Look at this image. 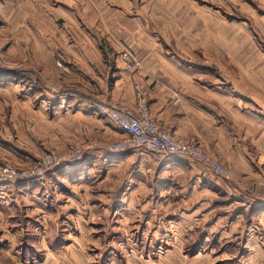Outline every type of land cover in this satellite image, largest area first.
Returning a JSON list of instances; mask_svg holds the SVG:
<instances>
[{
    "label": "rangeland",
    "instance_id": "obj_1",
    "mask_svg": "<svg viewBox=\"0 0 264 264\" xmlns=\"http://www.w3.org/2000/svg\"><path fill=\"white\" fill-rule=\"evenodd\" d=\"M36 1L39 2V0ZM43 1L55 7V9L50 8L45 11L47 14L51 12L54 16L59 14L61 21L59 29L61 34H64L61 37H64L65 40H74L70 31L75 29L77 40V36L83 39L86 35L92 40L95 38L97 42L100 40L105 43L106 37H111L110 35L113 34L111 25L115 21L125 19L127 20L125 22H128L134 19L135 22L138 21L139 26L142 27L141 30L146 34H149L148 29L150 33L156 34L158 46L168 49L172 53L185 50L191 53L196 60L189 63L212 66L215 73L209 76L210 80L250 84L251 87H246V91L254 96L264 98V87L259 89L255 85L259 82L264 83V0H194L197 4L199 2L206 4L203 6L204 8H207V5L210 6H208L210 9L203 11L209 12L208 15H204L206 19L220 20L221 42L219 48L218 43L212 44L214 45L213 50H217L219 54L215 57L214 55L210 56L209 58H214L208 60L197 58L207 50L196 43V40L193 41L195 43L189 44L180 42V27H167L165 26L166 21L163 19L153 18L154 11L149 9L151 0ZM152 1L162 7L166 6L163 4L164 2L173 3L175 15L182 13L181 6L189 5L191 7L193 4L191 0ZM156 11L161 13L156 14L157 16H163L162 9ZM191 13L190 11L189 16ZM119 15L122 16L119 17ZM70 19H76L75 28L72 23L68 22ZM46 25L48 26L45 23L44 26ZM14 29L18 30L13 36L15 42L6 43L7 51L4 43L0 41L2 50L0 67L19 70L21 65L18 52L25 46V42L21 41L20 43L18 39L26 33H20V28ZM23 29L26 31L29 28ZM45 30L51 31V28L45 27ZM32 34L35 35V28H33ZM233 34L236 39L235 45H232L233 39L230 38ZM60 42L62 41L60 40ZM93 51H95L94 47ZM209 51H211L210 48ZM125 53L131 56V67H128L124 60ZM121 56L125 68L133 71L134 59L131 52L124 50ZM137 83L143 84L139 81L134 83V108L102 100L99 96L93 99V106L95 103L103 102L136 112L137 90L135 86ZM18 88L5 95L7 97L5 103L3 94H0V212L6 210V205L2 201L5 197H7V212L11 213L29 212L33 204L31 203V206L27 203L29 199L27 196L35 198L39 195L48 199L57 193L56 200H65L64 194H67V191L64 189H66L65 186L70 185L67 184V181L61 182L63 185L60 189L55 187L52 182L45 188L44 184L40 182H44L53 166L79 163L87 152H100L106 154L107 158L130 151L144 152L141 153L143 155L153 153L155 157L143 160L144 165L149 164L146 168H151L150 171L143 169L142 173L141 170V176L149 175V172L152 174L154 168L152 165L156 164V168L157 163L165 159L189 162L188 159L181 156L149 152L142 147L132 146L125 135L115 132L114 125L108 117L100 113L106 119L107 124L105 119L102 124H99L94 120L95 118L93 121L77 120L76 118V122L72 120L74 117L69 120L68 117L63 119L58 116L51 119L50 111L46 107L39 108L35 102H23L17 98L19 97ZM146 90L148 101L149 90L147 87ZM161 125L170 128L173 132L171 126ZM123 142L128 143L126 146L128 150L120 154L109 155L111 147ZM77 150L82 152L81 160L78 162L67 160ZM208 153L213 156L210 152ZM213 157L226 171L225 175L220 178L227 177L226 181L230 183H226L227 186L223 187L226 190L221 188L222 192L218 187L216 192L211 187L203 185L205 176L213 178L215 181L218 175L211 171V173L208 171L204 173V170L195 164L198 162L193 160H190L192 164L182 161L183 169L180 170L168 169L169 167L166 166L164 168L168 170L160 173L156 170V175L159 173L168 179L170 173L176 174L175 176L178 178L179 174H182L180 181L185 186L181 190L171 186V191L166 194V198L162 197L163 195L160 198L151 197L152 193H156L153 179L137 181L135 191L130 195L127 192L131 191L132 186L127 189L125 188L126 181L123 182V187L122 183H117L122 176L126 180L136 155L131 154L127 157L130 159H119L118 171L116 169L109 171L110 175L105 182L99 183V175L94 171L92 176L88 175L87 183L76 181L75 184L68 186L75 190L74 200L83 198V200L94 202L96 210L91 214L96 216L99 214L97 212L99 207L104 206V193L110 188L111 197L115 201L120 194L119 190L123 188L127 189L124 203L121 206L113 204L118 205L116 208L118 210L115 212H112L110 208L106 213L104 209H99L100 214H106L101 219L95 217L83 220V218L71 215L69 219L71 223L69 222V227H67L71 230L69 235L56 234L54 231L58 229L53 231L59 226L55 223L59 221L57 216L55 219L48 220L47 230L44 233L38 230V227L42 226L40 223L30 222L29 232H25L19 237L22 241L21 244L28 247L24 254L35 258L42 257L43 251L40 250L43 248L42 245L45 246L48 243L51 246H58L55 243L62 242L68 244V247L64 245L63 249L58 250L59 252L52 258L58 262L57 264H264V250L260 249V242L263 239L258 221L254 220V231L249 235V231L245 230V227L248 226V224L246 225L248 218L243 214L234 218L232 214L238 205L243 206V204L241 202L230 204H228L229 201L222 202L224 198H227L223 196L226 194L223 191L244 199V195L258 196L261 187L252 186L251 188L250 186L249 188L241 180L229 179L227 167L217 157ZM116 172L119 174L118 177H116ZM94 174L97 175V179ZM81 176L82 178L79 180L83 178L84 181L87 180L84 173ZM61 178L60 180H62ZM231 178H233L232 175ZM116 179L119 180L115 181ZM33 180L38 181L39 186H36V182L33 183ZM262 182L264 181L261 179ZM222 185L225 184L222 182ZM159 188L164 192L163 186ZM47 203H50L47 205L48 210L51 211L58 207L60 211L62 210V215L65 212H76L77 209L83 211L81 203H78V206L73 203H58L57 206L54 205L55 202ZM35 221L39 222L37 219ZM9 224L11 222L7 220V231L10 229ZM67 228L63 226L64 231H67ZM59 230L62 232V227ZM245 241L250 250L244 248ZM0 263L14 264L10 257L2 256H0Z\"/></svg>",
    "mask_w": 264,
    "mask_h": 264
},
{
    "label": "crops",
    "instance_id": "obj_2",
    "mask_svg": "<svg viewBox=\"0 0 264 264\" xmlns=\"http://www.w3.org/2000/svg\"><path fill=\"white\" fill-rule=\"evenodd\" d=\"M191 2L193 3L191 7L189 5L180 7L182 13L179 15L174 14V4L171 2H164L163 4L166 6L162 7L151 0L149 9L154 11V19L166 21L165 26L181 28L180 42L189 44L195 43L193 41L196 40V43L207 50L197 58L213 59L219 54L217 50H213L214 45L212 44L218 43L219 48L221 42L220 20L205 18L209 12L203 11L210 9L209 5L204 8L203 6L206 5L204 3L197 4L194 0ZM50 8L55 9L43 0H39V2L36 0H0V41L4 43L6 51V43L15 42L13 36L18 30L14 28H20V33H26L18 39L20 43L21 41L25 42V46L18 52L21 68L13 70L0 67V94L4 96V103L7 101L5 95L19 87V97L17 98L23 102H35L39 108L46 107L50 111L51 119L58 116L63 119L68 117L69 120L74 117L72 120L76 122L79 119L93 121L95 118L97 123L102 124L105 118L95 111L93 99L99 96L102 100L121 103L132 109L135 105L134 83L136 81L143 83L149 90L148 105L153 118L161 124L171 126L176 136L196 140L227 167L229 179L241 180L249 188L250 186L251 188L252 186L261 187L258 196L244 195V199L223 191V193L226 192L223 196L227 198H224L222 202L229 201L228 204L241 202L243 204V206L238 205L232 214L234 218H238L242 214L248 218L246 223L248 226L245 227V230L249 231V235L254 231V220L258 221L263 239L260 242V249L264 250V182L261 183V179L264 181V98L254 96L246 91V87H251L250 84L210 80L209 76L215 73L212 66L189 63L196 60L191 53L185 50L172 53L168 49L158 46L156 34L150 33L149 29V34H146L141 30L142 27L139 26L138 21L135 22L134 19L128 22H125L127 21L125 19L115 21L111 25L113 34L110 35L111 37H106L105 43L100 40L97 42L95 38L92 40L86 35L83 39L77 36V40L75 29L70 31L74 40H65L64 37H61L64 34H61L59 29L61 26L59 14L54 16L52 12L50 14L45 12ZM200 8L202 9L199 10ZM160 9L163 10V16L156 15L161 14L156 11ZM190 11L192 13L189 16ZM121 16L119 15V17ZM68 22L72 23L75 28L76 19H70ZM45 23L48 26H44ZM45 27H50L51 31L45 30ZM23 28L29 29L25 31ZM33 28H35V35L32 34ZM9 29L11 30L9 31ZM230 38L233 39L232 45H235V35L233 34ZM93 47L95 51H93ZM124 50L130 51L132 54L133 71L125 68L123 60H121ZM213 55V58H209ZM255 85L259 89L264 87L262 82ZM104 121L106 122V119ZM113 128L115 132L123 134L117 127L113 126ZM141 153L130 151L107 158L106 154L100 152H87L79 163L53 166L44 182L40 183L44 184L46 188L52 182L59 189L63 185L61 182L64 181L70 185L75 184L76 181L87 183L88 175L92 176L94 171L99 175L100 181L98 182L102 183L109 177V171L114 169L118 171L119 159H130L127 157L132 154L136 155V158L131 163L133 165L130 166L131 169L126 180L123 176L120 181H117L119 179L115 180L117 183H122V187L123 182L126 181L125 188L128 189L129 186H132L131 191L127 192V189L122 188L119 190L118 199L114 201L109 188L104 193V206H100V210L104 209L105 213L109 208L112 212L118 210L116 209L118 205L113 204L121 206L124 203L126 192L128 195L133 193L137 185L136 182L140 180L153 179L155 181L156 193L151 194L153 198H160L162 195L165 197L170 193L171 186L177 187L179 190L185 186L180 181L182 174H179L178 178L175 176L176 174L170 173L169 179L159 174L172 168L183 169L181 162L185 160L165 159L159 161L156 168V164L152 165L154 167L152 174L149 172V175L141 176V170L143 173V169L148 171L151 169L146 168L149 164L144 165L143 160L155 157L153 153L144 155ZM188 160L189 162L185 161V163L192 164L191 159ZM195 164L201 167L204 173L210 172L202 163ZM165 166L169 168H164ZM156 170L159 172L157 175ZM83 173L85 179L87 178L85 181L84 178L79 180ZM115 174L118 177L119 174L117 172ZM94 175L97 179V175ZM226 179L227 177L220 178L218 175L217 180L214 181L213 178L205 176L203 185L211 187L214 191L217 190V187L221 190L227 186L226 183L230 184ZM211 181L213 183H210ZM34 182H36V186H39L38 181L33 180ZM222 182L225 185H222ZM70 185L65 186L64 190L67 191V194H64L65 200H56L57 193L48 199L39 195L35 198L27 196L31 199V201L28 199L27 203L34 206L29 212H7V197L2 200L6 205V210L0 212V256L10 257L14 264H57L58 262L52 258L59 252L58 250L63 249L64 245L68 247V244L56 242L55 245L58 244V246H51L48 243L45 246L42 245L43 248H40L43 251L42 257L35 258L24 254L28 247L21 244L22 241L19 237L25 232H29L30 222L40 223L42 226H39L38 230L44 233L47 230L48 220L55 219L57 216L59 221L55 223L59 226L53 231L58 229L54 231L56 234L69 235L71 230L67 227L71 223L69 221L71 215L83 218V220L95 217L101 219L106 215L100 214L99 209L97 210L99 214L96 216L91 214L96 210V205L92 201H86L83 198L74 200L75 190L69 188ZM161 186L164 187V192L160 190ZM47 202H55V206L58 203H73L77 206L78 203H81L83 211L77 209L76 212H65L62 215V210L60 211L58 207L51 211L48 210L47 205L50 203ZM60 207L63 208L61 205ZM12 219L14 220L12 221ZM7 220L11 222L8 231ZM63 226L67 228V231L63 230ZM60 227H62V232L59 230ZM247 245L245 241L244 248L250 250Z\"/></svg>",
    "mask_w": 264,
    "mask_h": 264
},
{
    "label": "built area",
    "instance_id": "obj_3",
    "mask_svg": "<svg viewBox=\"0 0 264 264\" xmlns=\"http://www.w3.org/2000/svg\"><path fill=\"white\" fill-rule=\"evenodd\" d=\"M0 48V54L1 52ZM124 60L130 66L131 56L124 54ZM1 63V56H0ZM136 112H131L114 104L95 103L96 112L108 117L110 122L122 132L127 140L135 147H142L149 152H158L172 156H181L197 161L206 168L219 175L224 176L226 171L222 165L202 147L196 140H185L176 136L170 128H166L150 116L148 110L147 90L144 84L137 83ZM128 143H118L111 147L109 153L120 154L128 148ZM82 152L77 150L67 160L78 162L81 160Z\"/></svg>",
    "mask_w": 264,
    "mask_h": 264
}]
</instances>
